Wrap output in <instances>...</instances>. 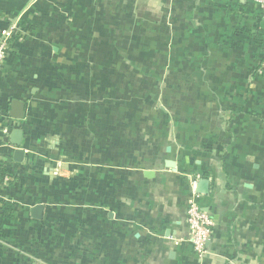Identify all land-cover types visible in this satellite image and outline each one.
<instances>
[{
	"label": "crops",
	"instance_id": "1",
	"mask_svg": "<svg viewBox=\"0 0 264 264\" xmlns=\"http://www.w3.org/2000/svg\"><path fill=\"white\" fill-rule=\"evenodd\" d=\"M16 23L34 32L0 81L25 153L3 138L17 173L0 264H264L254 0H0V30ZM194 191L214 225L204 257L187 241Z\"/></svg>",
	"mask_w": 264,
	"mask_h": 264
},
{
	"label": "built area",
	"instance_id": "2",
	"mask_svg": "<svg viewBox=\"0 0 264 264\" xmlns=\"http://www.w3.org/2000/svg\"><path fill=\"white\" fill-rule=\"evenodd\" d=\"M254 3L264 13V0H254ZM15 25L16 24L8 25L0 30V77L2 76L4 68L6 67V64L8 63L10 58V41L16 38L20 39L24 35L21 32V29L19 30ZM20 28L22 27L20 26ZM17 128V122L11 119L8 113L0 108V165L4 164L7 168L10 160L5 159L7 156L5 155V153H3L4 151L2 150L9 144H5L3 142V138L6 139L7 136H9L11 132ZM10 147L12 149H16V147L14 146ZM14 173H17V171H9V174L4 178L2 182H0V191H2V189H4L8 184L15 183L16 176L14 175ZM196 183L197 182L195 181L194 185H196ZM4 202H7V199L5 200V198L0 196V214H4L2 207ZM3 214L2 216H4ZM187 214V225L189 229V237L187 241L191 245L193 251L197 256L204 257L208 252L207 247L212 238V228L214 225L209 214L201 208L199 203V195L195 191L193 192L192 197L189 200Z\"/></svg>",
	"mask_w": 264,
	"mask_h": 264
},
{
	"label": "water",
	"instance_id": "3",
	"mask_svg": "<svg viewBox=\"0 0 264 264\" xmlns=\"http://www.w3.org/2000/svg\"><path fill=\"white\" fill-rule=\"evenodd\" d=\"M13 107H14V110L17 111V113L12 114L13 118H16L19 120L23 119L25 104L23 102H19L15 100L13 102ZM23 140H24V133L19 128L14 129L9 135V137L5 139V142L11 143L14 147H16L14 159L18 163H22L25 158V153L22 150ZM196 191L198 194H204V195L209 194V181L200 180L199 184L197 185ZM43 211H44L43 205L36 206L32 211L33 217L35 219H42Z\"/></svg>",
	"mask_w": 264,
	"mask_h": 264
},
{
	"label": "trees",
	"instance_id": "4",
	"mask_svg": "<svg viewBox=\"0 0 264 264\" xmlns=\"http://www.w3.org/2000/svg\"><path fill=\"white\" fill-rule=\"evenodd\" d=\"M2 28H5V27L2 26L1 29ZM15 40H18V39L16 38ZM263 63H264V60H263ZM8 174H9V169L4 164H1L0 165V182H2ZM2 207H3V212H4L3 214L4 219L11 220L13 217V213L15 211V207L13 203L4 202Z\"/></svg>",
	"mask_w": 264,
	"mask_h": 264
},
{
	"label": "rangeland",
	"instance_id": "5",
	"mask_svg": "<svg viewBox=\"0 0 264 264\" xmlns=\"http://www.w3.org/2000/svg\"><path fill=\"white\" fill-rule=\"evenodd\" d=\"M26 26L23 28V26H22V28H20V26L21 25H19V23H16V25L15 26H17V28L20 30L21 29V32L24 34V35H27V37H29V36H33V34L31 35V33L32 32H34V29L31 27V26H29L30 24H25ZM24 38H21V39H19V40H12V41H10V44H11V52H10V56H11V54H12V51L13 50H15L14 49V45L16 44V43H18V44H16V45H21V46H23V45H27L26 43L27 42H25L26 40H23ZM2 77V76H1ZM1 77H0V81H1Z\"/></svg>",
	"mask_w": 264,
	"mask_h": 264
}]
</instances>
